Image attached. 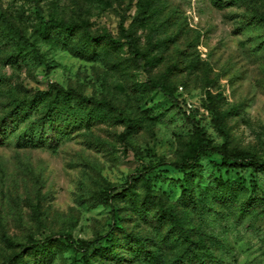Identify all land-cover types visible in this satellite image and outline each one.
Wrapping results in <instances>:
<instances>
[{
    "label": "rangeland",
    "instance_id": "obj_1",
    "mask_svg": "<svg viewBox=\"0 0 264 264\" xmlns=\"http://www.w3.org/2000/svg\"><path fill=\"white\" fill-rule=\"evenodd\" d=\"M38 1L47 20H89L97 35L118 38L123 24L136 32L153 64L149 72L134 69L124 45L111 57L101 55L94 61L75 57L56 43L38 39L34 5L26 0H0V14L21 27L47 61L41 65L27 51L14 59L12 49L5 48L0 52V76L9 85L29 94L46 90L51 82L77 87L87 97L112 100L120 112L140 124L131 145L120 138L124 128L110 121L75 132L70 141H59L53 147L22 146L19 136L24 126L15 132L8 130L0 138V264L12 251L3 241V231L13 243L25 245L64 235L75 241L104 236L111 211L96 197L107 185H124L129 176L146 167L180 159L195 138L196 123L215 144L227 142L232 149L249 150L264 158V25L244 15V8L219 10L210 0H112L110 8L97 0ZM144 3L149 7L141 9ZM150 79L167 80L174 96L181 95L180 102L160 91L146 98L134 93L135 81ZM2 86L0 118L7 102ZM188 101L196 106L190 114ZM210 107L229 113L225 122L228 140L219 132ZM240 172L220 171L204 159L188 180L211 192L217 178L233 179ZM150 178L155 190L171 203L178 202L180 184L186 178L182 172L162 167ZM244 179L249 184L250 173ZM253 179L257 196L264 198V174ZM196 193L199 196L200 189ZM35 204H40L43 213L40 222L33 214ZM118 204L127 209L125 202ZM179 212L184 215L180 207ZM189 217L225 242L229 262L264 264V203L240 216L215 202L210 212L192 211ZM134 221L127 225L138 230ZM37 264L82 261L66 245L56 250L51 261Z\"/></svg>",
    "mask_w": 264,
    "mask_h": 264
},
{
    "label": "trees",
    "instance_id": "obj_2",
    "mask_svg": "<svg viewBox=\"0 0 264 264\" xmlns=\"http://www.w3.org/2000/svg\"><path fill=\"white\" fill-rule=\"evenodd\" d=\"M26 1L35 7L38 22L34 32L38 39L56 43L61 48L70 50L75 57L89 61H94L101 55L111 57L110 54L118 51L122 45L128 46V61L133 68L150 71L153 61L148 52L139 45L136 32L126 29L123 24L118 38L112 34L97 35L89 20H60L54 17L47 20L38 0ZM97 1L107 8L113 6L112 0ZM210 2L219 10L244 8V15L248 14L254 22L264 25V0ZM148 5L144 3L141 9ZM5 48L12 49L11 58L16 59L20 53L27 51L41 65H47L37 44L28 39L23 29L11 18L0 14V52ZM7 82L6 78L0 76V86L3 85L7 91V102L3 105L0 118V138L8 130L15 132L24 126V131L19 136L22 146L53 147L59 141H70L75 132L88 130L94 124L106 121L123 127L124 132L120 138L131 145V139L139 129V122L130 114L120 112L112 100L87 97L80 88H65L51 82L46 90L29 94L20 92ZM132 90L141 98L148 97L154 91L162 92L176 103L180 102L181 97L180 94L174 96L165 79L135 81ZM209 98L213 103L212 96ZM210 110L219 132L228 140L225 122L229 113H222L215 107H210ZM188 119H193L195 124V118L189 116ZM195 129V138L180 159L146 167L129 176L124 185H107L96 197V200H100L111 211L108 231L104 236H97L90 241H75L71 235H64L61 239L49 238L25 245L13 243L3 231V241L12 251L2 264L45 263L51 261L56 250L66 245L81 255L82 264H92L93 260L103 264H235L226 258L225 242L206 232L189 216L192 211L210 212L215 202L227 206L240 216L252 213L256 206L263 205L264 198L257 196V182L253 178L264 174V158L249 150L232 149L227 142L215 144L197 123ZM204 159L209 160L220 171L241 172L233 179L217 178L213 191L207 192L188 180V175L195 172ZM162 167L180 171L186 177L180 184L181 196L175 204L153 187L150 175ZM246 173L251 175L249 184L244 179ZM198 189L201 191L199 196L196 193ZM119 202H125L127 209L123 210ZM179 207L184 215L179 212ZM33 214L39 222L42 220L40 204L33 205ZM134 219V223L139 224L138 230L127 225V222ZM141 225H147L149 230L141 229Z\"/></svg>",
    "mask_w": 264,
    "mask_h": 264
},
{
    "label": "built area",
    "instance_id": "obj_3",
    "mask_svg": "<svg viewBox=\"0 0 264 264\" xmlns=\"http://www.w3.org/2000/svg\"><path fill=\"white\" fill-rule=\"evenodd\" d=\"M183 88H180V91H182ZM196 109L195 104H193L192 102H187V112L190 114L192 111H194Z\"/></svg>",
    "mask_w": 264,
    "mask_h": 264
}]
</instances>
